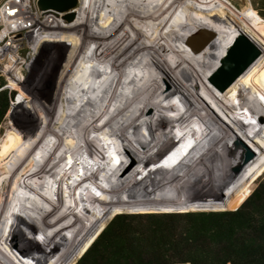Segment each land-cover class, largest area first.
<instances>
[{"label":"bare ground","instance_id":"1","mask_svg":"<svg viewBox=\"0 0 264 264\" xmlns=\"http://www.w3.org/2000/svg\"><path fill=\"white\" fill-rule=\"evenodd\" d=\"M214 2L227 9L222 0ZM80 3L82 19L76 33L80 38L69 31L70 26L61 31L63 35L54 27L53 22L59 23L63 12L69 10L35 9L27 1L24 5L29 13L33 10L26 23L37 24L27 42L33 57L51 43L74 45L71 52L77 51L70 53L71 60L80 53L82 56L72 71L69 64L63 67L56 101L36 98L31 103L37 113L45 115L44 124L27 127L16 122L2 140L0 264H74L102 231L103 217L111 207L143 208L147 199L160 193L162 185L167 187L212 144L230 142L234 147H247L252 142L251 127L264 114L262 94L253 87L255 77L264 72V37L252 34L259 55L226 88L220 90L211 82L231 45L246 36L251 25L255 27L246 13L232 14L227 9L231 18L224 23L207 10L208 19L196 20L201 26L194 32L210 28L214 36L199 45L190 42L194 32L188 34L187 23L178 26L171 38L165 37L193 65L194 71L187 75L198 83L204 98L223 116L227 111L250 133L225 117L239 136L202 111L193 99L196 85L172 71L156 39L149 44L151 49L128 42V37H144L141 30L147 27L154 38L150 22L164 9L184 6L183 0H148L147 13V9L135 8V0ZM1 23L0 43L9 28L7 20ZM46 28L58 34L51 43L41 41ZM16 40L17 48L23 46L19 37ZM12 61L11 68L8 64L5 69L8 73L17 72V68L27 71L34 65L21 59L15 62L13 57ZM167 68L175 79L171 83L157 71L167 73ZM63 94L67 101L60 114ZM122 196L130 199L123 203ZM52 244L54 248L49 250ZM35 246L37 249L31 250Z\"/></svg>","mask_w":264,"mask_h":264},{"label":"rangeland","instance_id":"2","mask_svg":"<svg viewBox=\"0 0 264 264\" xmlns=\"http://www.w3.org/2000/svg\"><path fill=\"white\" fill-rule=\"evenodd\" d=\"M6 1L8 0H0V4ZM39 1L40 0H33L35 6H37V7L34 6L35 9L37 8L40 9ZM99 1L100 0H92V5L98 4ZM119 2L122 3L125 2V0H121V1L119 0ZM222 2L227 6V9H229V11H231L232 14L235 13L238 14L243 12L249 15L253 19L255 27H252V25L250 26L249 32H247L246 35L247 37H250L251 39L252 34H254L256 37L259 38H261V36L264 37V35H262L264 33V1L263 0H222ZM204 3L200 0H183L184 6L176 7V8L173 7L169 11L164 9L158 12L155 19L152 22H150V25L152 27L151 33H153L155 37L153 38L151 35L147 33L149 32L148 27L144 28L143 30L141 26L142 28L141 31L144 37L142 38L133 37V36L128 37V42L132 40L131 42H134L140 49H142V48H150L149 44L154 43L156 39L157 42H159V44L161 45V49L163 50L162 54L169 62V66L172 69V71L176 72L177 74H183V76H186L187 79H189V82L191 84L196 85L197 94L193 96V99H197V102L201 107L202 111L206 115H209L210 118H212L213 120L215 119L221 120L223 124L229 128V130H232L236 134L239 135V132L235 129L234 124H236L241 130L243 131L245 130L244 132L250 135L247 129L244 126H242L240 122H237V120L234 117H232L229 113H227V111H225L226 114L223 116L216 108H214L213 104L208 99L204 98L205 96L201 93V88L200 86H198V83L194 84L187 75V72L192 73L194 71L193 65L191 64V62L187 57H185L184 55H182V53L174 49L165 39V37L171 38L173 32L176 31V28L178 26L179 28H182L181 24L184 23H187V25L190 26V30L188 34L194 32L195 29L198 27V25L201 26V24H199L198 21L196 22V20L204 21L205 17L208 19V14L206 12L207 10L208 11L210 10L212 11V13L217 14L218 17L221 18L222 22L224 23H226L227 18H231L230 15L227 13L226 7L221 3L218 4L217 2H214V0H209L205 5ZM80 4H81L80 0H78L75 7H73L71 10L67 12H63L64 15L63 17L60 18L61 20L59 23L57 21L53 22L54 27L57 30L56 31L57 33L63 35L61 31L66 30V27L68 26H70L69 31H71L72 34H76L78 32L82 19V16L79 13ZM146 5H148V0L147 1L135 0L134 3L135 8L137 7V9L143 12H145V10L147 9L145 13H147L150 10V8L146 7ZM140 7L143 8L141 9ZM93 10H94V6L91 10L92 13L94 12ZM172 12H174L175 14L174 16H172L173 18L171 19L170 15L172 14ZM92 13L91 16L92 15L93 17L97 16V14L95 13L92 14ZM54 14H56L57 16L56 12ZM187 15L191 17L185 21L183 18L186 17ZM101 17H103V14ZM207 22L210 23V21ZM46 31H47V35L42 36L41 41L45 43H51L56 39L58 34L51 28H46ZM87 34L89 33L87 32ZM76 35L80 38L78 34ZM213 36H214V32H212L210 28H202L201 30L196 31L192 34V36L190 37V42L192 44L199 45L200 43L201 44L204 43V41L212 38ZM125 37L127 38L126 35ZM143 38L147 39L148 43L144 41ZM70 40L71 43L73 42L78 44L79 42L78 39H70ZM253 45L255 49L259 51L258 46L254 42ZM73 46L74 45L70 43H51L46 48L41 49L39 51L36 60L34 62V65L31 66L30 70L25 71L23 68H17V72H13V73L0 72V95L6 96L9 100L8 110L4 118L2 119V122L0 123V146L5 136L10 131H12V127L16 122H22L27 127H32L33 125H35V123L38 124V122L44 124L45 115L42 112L37 113L34 110V108H32L31 103L34 100H36V98L42 101L57 100L59 95V87L61 84L60 75L63 70V67L69 64V68H70L69 70L72 71L74 69V66H76V64L79 62L80 57L82 56L80 53V56H78L76 60H71L70 57L74 52L77 51L76 48H74L76 51L73 50L74 52H71ZM26 53H27V48H24L21 54L25 56ZM74 57H76V55H74ZM12 62L5 61L4 64L5 65L10 64V67L8 68H11V66L14 64V62L13 63ZM146 63L148 64L150 62L146 60ZM154 69L156 70L157 68ZM157 71L158 72L161 71L160 73L163 74V78L165 81H167V83H171L170 81L175 80L168 68H167V73L164 72V70L162 71V69L161 70L159 69ZM195 80H196L195 82L198 81L196 78ZM255 82H256V86H255ZM253 87L254 88L257 87V89L264 97V72L259 74L257 77H255V79L253 80ZM72 88L73 87H71L70 90ZM66 95L67 94H63V98L61 99V106L59 108L60 114L63 113L64 104L67 101V99L65 100ZM227 116H229V118L232 120L234 124L230 123V121H228L225 118ZM255 125L256 128L252 133V135L255 136L253 141L254 143L253 151H249L248 149V147H250L252 142H250V144L247 147H243V146L234 147L232 146V144H230V142L229 143L219 142L212 144V145L232 146L236 151H238L239 159H240L239 162L236 159L233 160L234 154L229 155L228 156L229 159L227 162H226L227 159L226 157L225 160L220 162L219 168L217 170L211 173L208 172L206 174L207 177L202 178L201 180L193 184L192 187L187 191V193H185L181 198L177 199L175 202L171 204H167V207L165 209L150 208L151 205L155 202V198L161 192L163 193L161 194L160 197L163 198L165 202L167 201L168 192L166 190V187H164L163 185L160 187L161 190L160 193L156 197H151L147 199L143 204V208L141 209H137L135 207L134 208L111 207L109 209V212L106 214V217H103L104 220H106L104 227L102 231L96 236L95 240L99 237V235L103 232V230L118 214H152V213L164 214V213H187V212H212V211L236 210L240 208L243 205V203L256 190L261 179L264 178V144L262 142V137H264V114L258 117L256 122L251 127L250 132ZM139 132L140 131L138 130L136 134L137 133L139 134ZM231 158L232 161H230ZM233 167L235 168L234 175L237 176L236 179H234L233 181L229 179L224 180V179L215 178V175L217 173H221L223 175L230 174L233 171ZM145 185L148 189L150 188L149 190H151L152 185L150 184V181L149 182L147 181ZM113 192H115V190ZM121 198H122L121 202L123 203L124 201H128L130 199L128 196L125 197L122 196ZM32 248H36V246L31 247V250ZM52 248H54V244H52V246L49 247V250H51ZM86 251L76 259L74 264H76L82 258V256L86 253Z\"/></svg>","mask_w":264,"mask_h":264},{"label":"trees","instance_id":"3","mask_svg":"<svg viewBox=\"0 0 264 264\" xmlns=\"http://www.w3.org/2000/svg\"><path fill=\"white\" fill-rule=\"evenodd\" d=\"M8 107V98L0 95V123ZM231 154L240 161L230 145L209 146L166 187L167 201L161 192L150 208L165 209ZM234 167L215 178L233 181ZM76 264H264V178L236 210L118 214Z\"/></svg>","mask_w":264,"mask_h":264},{"label":"built area","instance_id":"4","mask_svg":"<svg viewBox=\"0 0 264 264\" xmlns=\"http://www.w3.org/2000/svg\"><path fill=\"white\" fill-rule=\"evenodd\" d=\"M26 1L29 3L30 7L35 6L33 0H8L0 4V30L2 28V21L7 20L9 24L6 38L0 43V72H8V70H5L7 65H5L4 62L11 61L12 57L15 62L18 59H21L23 62L27 61V65L32 64L35 62L34 60H36V57H33L32 51L28 48L27 42H30V35L36 31L37 24L31 21L26 23L29 19V14L31 15V13H33L32 8L30 9L31 13H29L24 6ZM43 20L44 19H40V23L43 22ZM18 26L19 30H16ZM18 37L23 44L20 48H17L19 42L16 39H18ZM3 48L6 50L4 51ZM24 48H27L25 56L21 54ZM5 55H7L6 59H4Z\"/></svg>","mask_w":264,"mask_h":264},{"label":"water","instance_id":"5","mask_svg":"<svg viewBox=\"0 0 264 264\" xmlns=\"http://www.w3.org/2000/svg\"><path fill=\"white\" fill-rule=\"evenodd\" d=\"M78 0H40L41 9H54L56 11H67L76 6ZM259 55L253 41L242 36L229 48L225 59L218 69L217 74L211 77V82L220 90L226 88L250 63Z\"/></svg>","mask_w":264,"mask_h":264}]
</instances>
